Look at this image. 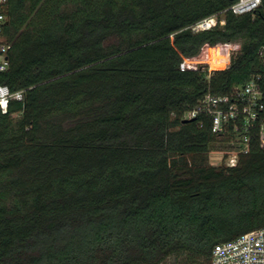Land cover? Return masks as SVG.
<instances>
[{
	"label": "trees",
	"instance_id": "obj_1",
	"mask_svg": "<svg viewBox=\"0 0 264 264\" xmlns=\"http://www.w3.org/2000/svg\"><path fill=\"white\" fill-rule=\"evenodd\" d=\"M232 3L8 0L0 85L24 98L0 106V264H210L264 227L260 125L229 166L210 158L229 156L232 133L206 113L184 121L264 74V0L244 14ZM223 11L224 25L192 29ZM239 39L210 77L187 65Z\"/></svg>",
	"mask_w": 264,
	"mask_h": 264
},
{
	"label": "built area",
	"instance_id": "obj_2",
	"mask_svg": "<svg viewBox=\"0 0 264 264\" xmlns=\"http://www.w3.org/2000/svg\"><path fill=\"white\" fill-rule=\"evenodd\" d=\"M233 3L225 10L235 14H244L256 10L262 0H232ZM8 0H0V71H6L10 66V44L5 36L7 15L5 12ZM202 19L192 26L194 31L212 29L226 23L224 12ZM264 60V50L261 51ZM231 62V56L224 64ZM219 65V64H217ZM208 77L215 71L214 65H207ZM24 91L12 92L7 85H0V106L4 113L8 112L12 99L23 100ZM264 74H255L245 85L236 86L229 95L218 96L207 94L199 103L186 112L184 119L196 118L202 113L213 117L212 132L218 136L232 133L230 140L231 153L225 157L220 152L221 159L213 165L226 164L236 166L239 154L250 149L249 132L260 125L261 145H264ZM230 126L233 127L230 130ZM210 264H264V227L246 232L236 239L217 245L212 254Z\"/></svg>",
	"mask_w": 264,
	"mask_h": 264
},
{
	"label": "rangeland",
	"instance_id": "obj_3",
	"mask_svg": "<svg viewBox=\"0 0 264 264\" xmlns=\"http://www.w3.org/2000/svg\"><path fill=\"white\" fill-rule=\"evenodd\" d=\"M244 43L243 39H239L237 41H233L231 43H227L221 46H218L216 48L208 49L205 52V54H202L194 59H191L187 65L192 64H202V65H222L226 61L227 58L232 56L233 54L238 53L241 50V47ZM216 63V64H215ZM220 150L215 151L210 158V162L216 163L217 161H220L221 154H219V151L221 150V147L218 148ZM176 258L175 257H169L166 259L162 264H176ZM179 261V260H178Z\"/></svg>",
	"mask_w": 264,
	"mask_h": 264
},
{
	"label": "water",
	"instance_id": "obj_4",
	"mask_svg": "<svg viewBox=\"0 0 264 264\" xmlns=\"http://www.w3.org/2000/svg\"><path fill=\"white\" fill-rule=\"evenodd\" d=\"M193 119V118H192ZM192 119H185L184 121H189V120H192Z\"/></svg>",
	"mask_w": 264,
	"mask_h": 264
}]
</instances>
